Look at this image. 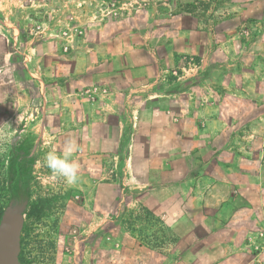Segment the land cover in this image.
Here are the masks:
<instances>
[{
  "label": "rangeland",
  "instance_id": "obj_1",
  "mask_svg": "<svg viewBox=\"0 0 264 264\" xmlns=\"http://www.w3.org/2000/svg\"><path fill=\"white\" fill-rule=\"evenodd\" d=\"M236 2L253 7L247 21L264 20V0H0V191L9 165L14 180L0 213L24 205L20 264L249 262L246 254L206 252L228 229L203 219L216 209L212 200L185 217L184 205L178 218L167 214L180 182L212 160V142L202 149L173 133L166 149L153 132L160 118L173 131L203 129L192 120L196 111L184 109L192 101L184 89L212 88L197 78L201 54L210 56L205 43L219 36L218 23H244V12L235 18L228 7ZM217 88L204 99L247 102L225 84ZM223 112L230 127L252 118L253 140L264 136L255 108ZM69 138L79 145L74 185L44 161L49 151L62 155ZM174 156L177 174L168 175L164 163L172 166Z\"/></svg>",
  "mask_w": 264,
  "mask_h": 264
},
{
  "label": "crops",
  "instance_id": "obj_2",
  "mask_svg": "<svg viewBox=\"0 0 264 264\" xmlns=\"http://www.w3.org/2000/svg\"><path fill=\"white\" fill-rule=\"evenodd\" d=\"M261 5L264 7V2ZM230 6L233 8L235 18L241 17L244 12V23L234 22L235 18L234 23L231 24L218 23L219 36L209 34L205 43V46L211 47L210 56L201 54L205 63L197 78L203 84L212 83V88L204 86L207 91L203 89L199 91L197 88L184 89V93L192 95L190 96L192 101L187 99L184 101V109L191 108L196 111L192 120L197 126L204 125L203 129L198 127L195 130L184 123L186 125L184 132L176 128L173 131L168 121L160 118L155 120L160 122L156 123L160 125H155L153 132L166 149L170 146L168 144L169 140L172 141L173 133L175 137L180 135V138L185 140L193 139L190 143L194 144L196 141V147L200 146L202 149L207 148L211 142L213 145L212 160L200 162L192 170L190 177L180 182V196L172 202V208L167 212L169 219L178 218L175 217L179 213L176 210L177 206L184 205L185 217L190 211L207 207L212 200L216 209L211 214L208 211L204 213L203 219L212 217L215 222L228 229H224V233L219 232L218 236L214 234L217 242L206 252H212L214 255L229 253L245 256L246 254L244 258L247 255L251 258L245 264H264L262 258L264 254V136L253 140L255 135L251 128L252 118L240 119L238 125H235L236 121L234 122L235 128L242 125L245 129L250 127L249 130L238 133L233 124L230 127L223 112L231 108L239 109L241 106L246 109L255 108L259 111V118L264 124V20L247 21L253 7L246 4L240 5L236 2L228 5ZM205 26L199 24L200 29ZM241 31L245 35L241 34ZM218 52L222 53L221 60L216 58ZM219 84H225L233 95L238 92L247 99V102L227 105L218 100L219 95H215V99L205 100L204 94L207 92L221 93V89L217 88ZM5 96L12 103V98L7 97V93ZM253 98H256L255 103H252ZM13 105L17 106L16 102ZM226 136L228 138L225 142L215 144L217 139ZM204 143L207 146H203ZM177 156H174L175 161L172 166L171 161L164 163L168 175L177 174ZM179 156L183 157L182 152ZM166 157L169 155L166 154ZM183 164L181 162V165ZM244 223L245 228L241 226ZM227 243L229 249L224 246ZM195 255L197 258L203 256L202 253L197 252ZM164 260L162 264H169L166 262L169 258L165 257ZM214 262H216L214 264H222L220 258ZM196 264L203 263L197 261Z\"/></svg>",
  "mask_w": 264,
  "mask_h": 264
},
{
  "label": "water",
  "instance_id": "obj_3",
  "mask_svg": "<svg viewBox=\"0 0 264 264\" xmlns=\"http://www.w3.org/2000/svg\"><path fill=\"white\" fill-rule=\"evenodd\" d=\"M24 205L12 203L0 221V264H20V234Z\"/></svg>",
  "mask_w": 264,
  "mask_h": 264
},
{
  "label": "clouds",
  "instance_id": "obj_4",
  "mask_svg": "<svg viewBox=\"0 0 264 264\" xmlns=\"http://www.w3.org/2000/svg\"><path fill=\"white\" fill-rule=\"evenodd\" d=\"M79 150V145L74 139L64 142L62 155L55 151H49L45 157V165L51 171L53 177L63 178L68 185H74L79 180V164L71 159L73 153Z\"/></svg>",
  "mask_w": 264,
  "mask_h": 264
},
{
  "label": "flooded vegetation",
  "instance_id": "obj_5",
  "mask_svg": "<svg viewBox=\"0 0 264 264\" xmlns=\"http://www.w3.org/2000/svg\"><path fill=\"white\" fill-rule=\"evenodd\" d=\"M6 179L5 181L2 183V188L3 191H0V201H1V205H0V210L4 209V207L1 206H5L8 205L12 199H13V184H14V180H13V176H12V168L11 165H9V167H7V175H6ZM23 179V178H22ZM2 218V213H0V220Z\"/></svg>",
  "mask_w": 264,
  "mask_h": 264
},
{
  "label": "trees",
  "instance_id": "obj_6",
  "mask_svg": "<svg viewBox=\"0 0 264 264\" xmlns=\"http://www.w3.org/2000/svg\"><path fill=\"white\" fill-rule=\"evenodd\" d=\"M20 261H21V257H20Z\"/></svg>",
  "mask_w": 264,
  "mask_h": 264
}]
</instances>
